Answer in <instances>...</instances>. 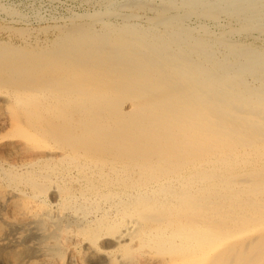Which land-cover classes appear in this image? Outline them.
Wrapping results in <instances>:
<instances>
[{
  "label": "bare ground",
  "instance_id": "bare-ground-1",
  "mask_svg": "<svg viewBox=\"0 0 264 264\" xmlns=\"http://www.w3.org/2000/svg\"><path fill=\"white\" fill-rule=\"evenodd\" d=\"M85 1L0 23V264H264V0Z\"/></svg>",
  "mask_w": 264,
  "mask_h": 264
},
{
  "label": "rangeland",
  "instance_id": "rangeland-1",
  "mask_svg": "<svg viewBox=\"0 0 264 264\" xmlns=\"http://www.w3.org/2000/svg\"><path fill=\"white\" fill-rule=\"evenodd\" d=\"M35 1L36 0H33V3H32V0H0V3H1L0 6H2V5L6 6V7H8V5H9V7L13 6V8H16V9L18 8L17 10H19L24 15V17L17 19L15 17L10 16L8 13H6L5 11H3L0 8V23H3V21H4L3 24L6 23V24L17 25V26L39 27V26H43V25L53 24L55 22L62 23L65 20L67 21L68 20L67 17L69 18L72 15V12H74V11L77 13L74 12L73 14H80V13L85 14V13L93 11V9H92L93 7L90 4H88L85 0L84 1L83 0L82 1L81 0H79V1H77V0H37L36 2ZM10 2H11V4H10ZM18 3H20V4H18ZM22 6H23V8H22ZM41 9H42V11H41ZM39 15H40V17L42 16L41 19L39 18ZM4 17H6V18H4ZM12 18L15 21H13V20L11 21ZM43 18L46 19L47 21L46 20L44 21ZM47 18H49V19H47ZM55 18L57 20H54ZM59 18H60V20H59ZM26 19H28V20H26Z\"/></svg>",
  "mask_w": 264,
  "mask_h": 264
}]
</instances>
